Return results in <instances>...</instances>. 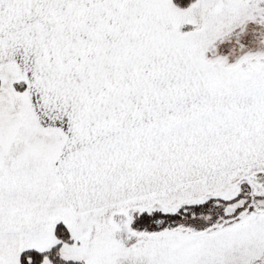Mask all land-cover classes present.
Wrapping results in <instances>:
<instances>
[{
	"label": "snow or ice",
	"instance_id": "1",
	"mask_svg": "<svg viewBox=\"0 0 264 264\" xmlns=\"http://www.w3.org/2000/svg\"><path fill=\"white\" fill-rule=\"evenodd\" d=\"M0 264H264V0H0Z\"/></svg>",
	"mask_w": 264,
	"mask_h": 264
}]
</instances>
